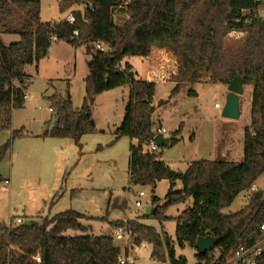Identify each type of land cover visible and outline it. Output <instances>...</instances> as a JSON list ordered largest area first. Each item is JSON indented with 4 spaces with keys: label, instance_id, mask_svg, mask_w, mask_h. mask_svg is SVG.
I'll list each match as a JSON object with an SVG mask.
<instances>
[{
    "label": "trees",
    "instance_id": "trees-1",
    "mask_svg": "<svg viewBox=\"0 0 264 264\" xmlns=\"http://www.w3.org/2000/svg\"><path fill=\"white\" fill-rule=\"evenodd\" d=\"M75 5L85 6V10L72 12L76 21L70 24L65 19L43 22L41 0H0V130L9 129L13 111L25 106L29 85L25 66L46 58L54 38L74 47L86 45L90 59L83 104L73 106L69 84L64 95L48 97L56 114L54 124L41 137L70 138L80 144L82 136L96 130V98L129 86L124 118L113 134L115 141L128 137L138 142L130 144L129 183L153 189L151 212L142 218L163 224L173 219L166 216L170 207L193 200L192 206L175 218L176 241L164 229L159 232L139 220L110 224L126 228L135 246L151 244V257L159 264H188L185 257H177L175 246L195 248L200 237H213L215 247L198 253V264H223L232 250L255 243L264 223V190L254 192L248 204L235 213L223 214L222 210L264 175V18L258 14L264 0H62L60 12ZM123 6L128 20L117 25L114 13ZM75 30L78 36H74ZM231 32L241 36L230 39ZM8 34L19 35L20 40L7 45L2 36ZM98 41L111 50H96L94 43ZM154 48H167L177 55L170 97L198 83L205 70L212 72L215 83L228 86L239 75L245 86H252L251 125L244 132L242 161L201 159L190 163L185 172H178L161 160L159 153L143 151L154 135L157 84L138 78L132 65L123 62L128 57L148 58ZM189 95L196 97L197 93L192 90ZM168 103L160 101L159 107ZM26 135L23 129L15 130L11 139L0 145V165L14 141ZM178 142L175 137L170 140L171 145ZM3 180L0 172V182ZM162 180H168L170 188L160 205L154 193ZM177 181L182 183L180 190L175 189ZM83 219L96 220L68 210L45 217L42 223L30 220L29 226H13V219L8 226L0 222V264H118L123 251L114 236L85 234ZM69 231L83 234L69 235ZM215 251L219 257L213 263ZM256 264H264V254Z\"/></svg>",
    "mask_w": 264,
    "mask_h": 264
},
{
    "label": "rangeland",
    "instance_id": "rangeland-1",
    "mask_svg": "<svg viewBox=\"0 0 264 264\" xmlns=\"http://www.w3.org/2000/svg\"><path fill=\"white\" fill-rule=\"evenodd\" d=\"M61 1L41 0V18L49 22L59 21L70 12H84L85 10V6L75 5L67 12L61 13L59 9ZM124 7L118 8L114 13L117 25H123L128 20ZM244 14L248 15L249 12H244ZM258 14L261 17L264 16V6L259 7ZM240 36L239 32H231L228 38L236 39ZM2 40L5 43H14L19 40V36L3 35ZM64 42L55 43L50 56L41 60L38 68L36 64L25 66V72L32 76L28 89V95L31 98L26 101V109H17L14 112L12 129L13 127L17 130L23 129L26 134L39 130L44 133L49 126H52L56 113L50 112L51 105L46 96L55 93L64 94L66 88L64 80L66 79H70L71 89L75 93L73 106L75 108L82 106L83 97L86 95L84 78L88 71L87 60L90 59V56L87 54L86 45L81 46L75 52L67 42ZM164 49L166 50L162 53L159 51L160 48L153 49L155 50L154 56L157 58L162 55L168 56L166 75L157 79L158 84L154 94L153 105L156 108L153 115L154 130L164 127L168 132L164 138L171 140L175 137L179 142L159 148L161 159L173 163L175 168L180 164V160L185 161L193 153H197L199 159L214 160L211 142L215 134L218 133L217 136L220 139L234 140L235 148L230 153L229 161H242L244 132L246 127L251 125L252 86L246 85L243 95L240 96L241 116L236 120L222 116L229 94L228 86L213 82L211 71H203L202 78L198 83L188 85L177 95L170 97L175 86V74L178 69L177 55L167 48ZM126 61L133 65L138 78L145 79L147 77L150 66L147 58L129 57ZM51 83L54 84L53 87ZM192 90L198 94L196 97L189 95ZM129 91V87L117 89L96 100L93 107L96 130L82 136L80 144L70 138H50L45 144V153H43L41 145L40 147L36 146L41 155L38 157L39 161L44 159L43 162H38L40 166L36 168H29L30 174L28 175L16 173V178L11 181L10 185L5 183L6 176L10 171L19 172L17 158L19 160L21 154L17 157L16 149L12 155L8 154L3 159L0 165V172L4 179L0 182L1 224L8 226L11 223L10 215L14 217L23 215V209H27L28 213L34 216L36 222H39V216L42 215L53 217L59 213L74 210L97 217L96 220L83 219L81 221L87 227L85 234L97 236L112 234L115 236L116 227L111 225V222L139 220L142 224L154 227L159 232L164 229L168 236L176 241L177 223L175 218L192 206L193 201L190 199L185 203L170 207L166 216L173 219L165 221L163 224L155 219L142 218L147 208L151 206L153 189L149 185L132 186L129 183L128 164L131 140L128 137H123L115 141L114 138V130L124 118ZM160 101H169V103L159 107ZM216 104H219L221 108H216ZM10 135L9 129L0 130V144L9 141ZM193 137H195L194 141H192ZM255 185L258 190H264V175ZM9 187H12L10 193L2 191L3 188ZM169 188L168 180L157 183L154 195L160 198V205L165 203L164 198ZM141 191L145 193V196L138 199L137 194ZM250 193V189L242 192L231 206L222 210V213L231 214L241 210L245 207ZM137 200L141 201L142 207H136ZM105 216L107 218L104 221L101 220ZM44 218L40 219V223ZM68 234L75 236L83 233L69 231ZM124 242L115 239V243L122 250ZM129 244H133L131 240ZM134 247L135 245L133 250ZM175 250L177 257H185L188 264H198L196 258L198 252L195 248L188 245L180 248L176 244ZM151 253V247L146 246L133 255L137 264H157V261L151 257ZM218 257L219 251H215L212 258L213 263Z\"/></svg>",
    "mask_w": 264,
    "mask_h": 264
},
{
    "label": "crops",
    "instance_id": "crops-1",
    "mask_svg": "<svg viewBox=\"0 0 264 264\" xmlns=\"http://www.w3.org/2000/svg\"><path fill=\"white\" fill-rule=\"evenodd\" d=\"M41 20L43 21V22H49V21H45L43 18H41ZM62 20V19H61ZM60 21V20H59ZM8 35H15V34H8ZM19 36V35H18ZM19 40H20V37H19ZM18 40V41H19ZM3 41V40H2ZM4 42V41H3ZM58 42H62V41H55L54 43H53V45L55 44V43H58ZM64 42V41H63ZM5 43V42H4ZM65 43V42H64ZM5 44H10V43H5ZM52 45V46H53ZM69 46L70 47H72L73 48V50L76 52L78 49H80V47L81 46H78V47H74V46H72V45H70L69 44ZM82 46H84V45H82ZM52 48L53 47H51L50 48V51H49V55L47 56V57H49L50 56V54H51V52H52ZM165 50L166 49H160L159 51H160V53H162V52H165ZM154 53H155V50H153V52H152V55L150 56V57H148L147 58V60L149 61V63H150V66H149V71H148V73H147V77L145 78V79H143V80H148V81H153V82H155L156 84H158L157 82V79H159V78H162V77H164L165 75H166V61H168V56L167 55H162L160 58L158 57H155L154 56ZM156 53H157V51H156ZM46 57V58H47ZM129 58V57H128ZM45 59V58H44ZM127 59V58H126ZM126 59L124 60V62H123V64L124 63H126L127 61H126ZM170 59V58H169ZM43 60V59H42ZM64 60V59H63ZM89 60V59H88ZM87 60V61H88ZM68 61V60H67ZM40 62H38V63H34V64H36L37 66V68H38V64H39ZM127 63H129V62H127ZM131 64V63H130ZM132 65V64H131ZM132 67H133V65H132ZM88 68V67H87ZM133 71H134V67H133ZM135 72V71H134ZM24 73L28 76V83H29V85H30V83H31V80H32V76H30L29 74H27L26 72H25V67H24ZM173 74H175V73H173ZM88 75H89V69H88V71H87V73H86V77L84 78V81L86 80V78L88 77ZM63 81V80H62ZM66 83H65V92H66V90H67V88H68V84H69V87H70V93H71V96H72V101H73V99L75 98V93H74V91H72V89H71V83H70V79H66V80H64ZM175 84V83H174ZM29 85H28V87H27V91H26V98H25V106L23 107V108H21V109H18V110H22V109H26V101L29 99V98H31V96L30 95H28V89H29ZM53 83H51V86L53 87ZM125 87H129V86H123V87H121V88H117V89H123V88H125ZM244 88H245V86H244ZM117 89H115V90H112V91H116ZM112 91H107V92H104V93H102L101 95H99L97 98H96V100L98 99V98H100V97H102L103 95H107V93H113ZM123 91V90H122ZM129 93H130V91H129ZM65 94V93H64ZM64 94H62V95H64ZM53 94H51V95H49V96H46V99L48 98V97H50V96H52ZM198 95V94H197ZM129 97V96H128ZM84 98H85V96L83 97V101H84ZM76 100V99H75ZM83 104V103H82ZM16 110H14L13 111V114H12V121L14 120V118H15V112ZM241 116V115H240ZM94 119V118H93ZM95 121V120H94ZM11 126H12V122H11ZM117 128V127H116ZM9 130H10V132H11V135H10V138L12 137V133H13V131H15V130H17V129H14V127H13V129L10 127L9 128ZM115 131V130H114ZM43 135V133H42V131L41 130H39V131H36L35 133H27V135L25 136V137H23V138H18V139H16L15 141H14V143H13V146H12V148H11V150H10V152H9V154H11L12 155V153L14 152V150H16L17 149V151H18V154H17V157L19 156V154H21V156H20V158H19V160H18V158H17V162H18V165H19V172H15V171H10L8 174H7V176H6V178L7 179H5V183L7 184V185H10L12 182L11 181H14V179L16 178V173L18 174V175H21L22 173L23 174H25V175H28V174H30V169L29 168H36V167H38V166H40V162H43V160L44 159H40V161H39V158L38 157H40L41 155H40V152H39V150H38V147H40V145L42 146V151H43V153H45L46 152V147H45V144L46 143H48L47 142V139H50V138H43V137H41ZM218 135V133L217 134H215V136L212 138L213 139V141L211 142V152H212V154L214 155V157L213 158H215V159H218V158H224V159H226V160H229L228 158H231L230 157V153L234 150V148H235V145H234V140H232V139H230V140H225V139H220V137L219 136H217ZM164 138V137H163ZM194 138V139H193ZM192 138V141H194L195 140V137H193ZM165 139V138H164ZM131 143L132 144H134V145H137V140H132L131 141ZM170 144V140H169V143L167 144V145H169ZM1 145V144H0ZM39 145V146H38ZM167 145H165V146H167ZM171 145V144H170ZM36 146H38V147H36ZM37 158V159H36ZM162 160V159H161ZM196 160H201V159H199V157H197V153H193L192 155H191V157H189L188 159L186 158L185 159V161L182 159V160H180V164H178V167L177 168H175L174 167V164L173 163H171V162H167V161H164L168 166H170L173 170H175V171H178V172H185L186 170H187V168H188V166H189V164L190 163H192L193 161H196ZM39 162V163H38ZM181 165H182V167H181ZM185 166V167H184ZM181 168H185L184 170H182ZM175 189H177V190H180V189H182V183H181V181H177L176 182V187H175ZM258 189V188H257ZM3 190H5L6 192H11L12 191V187L10 188H3L2 189V191ZM248 191V190H247ZM253 193L251 192L250 193V195H248V197H247V203H246V205L248 204V201H249V199H250V197H251V195H252ZM190 200V199H189ZM192 200V199H191ZM193 201V200H192ZM245 205V206H246ZM41 207H42V205H41ZM151 207V206H150ZM244 208V207H243ZM22 213H24L23 215H17V216H12V215H10V219L12 220V219H14V218H17V217H21V218H23L24 219V221L25 222H30V220H33V221H35L34 220V216H32V214H30V213H28V210L27 209H23L22 210ZM81 214H83V213H81ZM83 215H85V216H88V217H91V218H97L96 216H90V215H86V214H83ZM40 217V219H42V218H44V217H49V218H51L52 216H44V215H42V216H39ZM38 217V218H39ZM9 219V220H10ZM40 219H38V223H40ZM10 220V221H11ZM128 221V220H127ZM90 222H93V221H90ZM118 241H125L124 242V245H123V255H128V254H131L133 257H134V253H138V252H140L141 250H142V248H144V247H146V246H150L151 247V249H153V247H152V245L151 244H149V243H143L141 246H135L134 247V250H133V247L131 248V245L129 244L130 243V241H128V240H126V239H123V240H118ZM133 251V252H132ZM135 258V257H134ZM136 259V258H135ZM156 260V259H155ZM157 261V260H156ZM136 262H137V260H136ZM157 264H159L158 263V261H157Z\"/></svg>",
    "mask_w": 264,
    "mask_h": 264
},
{
    "label": "built area",
    "instance_id": "built-area-1",
    "mask_svg": "<svg viewBox=\"0 0 264 264\" xmlns=\"http://www.w3.org/2000/svg\"><path fill=\"white\" fill-rule=\"evenodd\" d=\"M263 17L264 16H262V18ZM64 19L67 22H69L70 24H74L76 21V17L72 12L68 13ZM78 35H79V31L75 30L74 36H78ZM54 40L56 41V38H54ZM94 48L96 50L103 52V53L109 52L111 50V47L108 44L101 42V41L95 42ZM25 98H26V96H25ZM215 107L218 109L221 108V106L219 104H216ZM50 112L53 113L54 110L52 108H50ZM167 133L168 132H167L166 128H164V127L156 128L154 130V135H153L152 139L150 140V142L148 144L144 145L143 151L158 154L159 153V147L157 146V144L155 142V138L158 136L164 137V135ZM250 190L252 193L258 191L255 184L250 188ZM143 196H145V193L143 191H141L137 194L138 199H140ZM136 207H138V208L142 207V203L140 200L136 201ZM22 224H25L24 219L21 217H17L14 220L12 225L13 226H19ZM9 225H11V223ZM114 235H115L114 237L116 240L126 239V240L130 241V232L126 228L116 227ZM133 246L134 245L132 244L131 248ZM263 254H264V223L261 225V234L259 235L256 242L249 245V246L241 245V246L237 247L236 249L232 250L226 256V260L223 264H256L257 259L259 257H261ZM36 260L39 263L41 262L40 257H37ZM118 264H137V262H136V259L131 254H128V255L120 256Z\"/></svg>",
    "mask_w": 264,
    "mask_h": 264
},
{
    "label": "water",
    "instance_id": "water-1",
    "mask_svg": "<svg viewBox=\"0 0 264 264\" xmlns=\"http://www.w3.org/2000/svg\"><path fill=\"white\" fill-rule=\"evenodd\" d=\"M244 78L241 76H236L228 85V97L226 105L223 109L222 116L229 119H239L240 112V96L244 93ZM155 142L159 148L167 145L169 143V139H164L161 136L155 138ZM151 212V207L147 208L146 214L149 215ZM30 222H25V225H30ZM215 247V239L213 237H200L198 238L195 249L198 253L204 254Z\"/></svg>",
    "mask_w": 264,
    "mask_h": 264
}]
</instances>
